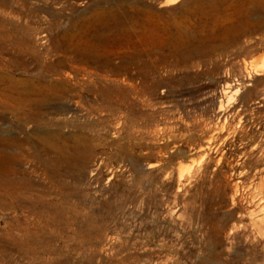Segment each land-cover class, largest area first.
<instances>
[{"label":"rangeland","instance_id":"rangeland-1","mask_svg":"<svg viewBox=\"0 0 264 264\" xmlns=\"http://www.w3.org/2000/svg\"><path fill=\"white\" fill-rule=\"evenodd\" d=\"M192 1L0 0V141L19 157L0 264H264L226 232L263 159L264 0H229L217 41L164 60Z\"/></svg>","mask_w":264,"mask_h":264},{"label":"bare ground","instance_id":"bare-ground-1","mask_svg":"<svg viewBox=\"0 0 264 264\" xmlns=\"http://www.w3.org/2000/svg\"><path fill=\"white\" fill-rule=\"evenodd\" d=\"M229 2H230L229 0H193L192 4L184 10V18L182 20H180L181 23L175 22L174 24H171L170 27L165 26V28L167 27L168 29L166 28L164 31L162 30L163 33L161 34V36L159 38H161L160 39L162 41L161 44H163V48H164L163 59L168 60L174 52H177L180 50L185 51V54H184L185 58H190L195 51L194 48H198L202 44H208L210 42L217 41V39L219 38V34L216 33L215 30H217V29L212 27V25L215 24V22L218 20V14H219V11L222 10V6L229 4ZM165 4H168V2H165ZM165 4H164V6H165ZM223 11L224 10H222V12ZM207 16H209V18ZM119 25H121V23H119ZM194 28H197L199 30L197 34H195L193 32ZM205 28H206V30H205ZM197 29H195V30H197ZM151 31H153V30H151ZM147 41H148V39H147ZM159 43H160V41H159ZM161 44H159V45H161ZM139 48H141V47H139ZM154 52H155V44L154 43H151V44L142 43V50L140 51L141 54L147 55L148 57H150V60H151ZM156 52H158V51H156ZM133 56L137 57V55H135V54H133ZM133 56H132V58H134ZM157 59H158V57H157ZM149 66H151V64H149ZM147 70H149V69H147ZM143 71H144V69H143ZM259 71H261V69ZM59 86H61V85H59ZM5 95L3 94V97ZM219 97L220 96H218V98ZM1 98H2V96H1ZM4 99H5L4 101H9V102L11 101L8 98H7L8 100H6L5 97H4ZM223 114H224V112L222 109H219L217 111V115L219 117H221ZM224 128H225V126L216 127L213 129V131L211 132V137H210V139L212 141L208 142L206 147L202 148L204 155H206L208 153V149L210 148V145L212 144L213 139L220 138L223 136V133L225 132ZM261 137L264 138L263 135ZM249 142L251 145V151L259 150L263 159L257 161L256 167L253 170L244 168V171L242 172V175H241V177H244V181L241 179V180H239L233 184V189H234V195H233V203H234L233 212L234 213H233V216L235 214H237L238 215L237 217L240 219V222L234 223L232 229H229L230 231L229 232L226 231V232H227V234L231 235V234H233V229H236L238 232L244 230L245 232H247L249 234L248 237H251L257 246L264 249V139H262V140H260V139L254 140L253 139ZM11 143H13V142H10V141L1 142L0 141V188H1L0 203L1 204H2L1 201H4L5 199H9L12 196V195L10 196L11 192L9 191V188L11 187L13 182L10 180L9 177L11 174L14 173V170H15V168L13 169V167H15V166H13V164L16 161H18V159H19V157L17 155L18 153L16 152L17 154H15L13 151H11V149H10ZM51 146L52 145H50V147ZM46 148H48V147H46ZM43 151H45V150H43ZM218 151H220V149ZM50 152H51V150H50ZM48 153H49V151H48ZM60 157H61V155L59 156V158ZM66 158H67V156H66ZM222 158H223V155L220 158V160ZM55 160H57V161H55V162H57V164H60L61 161L58 158ZM67 160H68V158H67ZM69 163H70V161H69ZM199 173L201 174V172L198 171L197 173H195V175L199 174ZM195 175H192L187 180H191V178H193ZM12 201H13V199H12ZM12 201H9V203ZM234 218H235V216H234ZM223 229L225 230V228H223ZM9 250H10V248H9Z\"/></svg>","mask_w":264,"mask_h":264}]
</instances>
